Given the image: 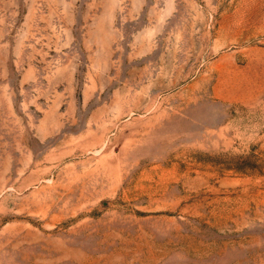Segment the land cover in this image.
Listing matches in <instances>:
<instances>
[{
  "label": "rangeland",
  "instance_id": "rangeland-1",
  "mask_svg": "<svg viewBox=\"0 0 264 264\" xmlns=\"http://www.w3.org/2000/svg\"><path fill=\"white\" fill-rule=\"evenodd\" d=\"M0 264H264V0H0Z\"/></svg>",
  "mask_w": 264,
  "mask_h": 264
}]
</instances>
